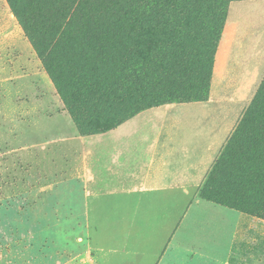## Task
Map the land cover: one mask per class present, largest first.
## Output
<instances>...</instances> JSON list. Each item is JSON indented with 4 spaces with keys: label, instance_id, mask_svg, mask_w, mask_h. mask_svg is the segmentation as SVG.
<instances>
[{
    "label": "rangeland",
    "instance_id": "1",
    "mask_svg": "<svg viewBox=\"0 0 264 264\" xmlns=\"http://www.w3.org/2000/svg\"><path fill=\"white\" fill-rule=\"evenodd\" d=\"M29 1L32 6L34 0ZM184 1L189 5L190 0ZM260 1L213 0V11L206 23L200 15L201 27L198 24L180 29L179 40L191 49H204L209 42L208 33L215 34L211 42L213 53L205 71L184 74L167 83L169 87L179 84L180 88L165 91L156 86L151 95L153 106L185 105L190 103L178 102L193 101L192 95L199 96L201 86H206L208 98L203 102H210L217 110L220 124L233 130L199 196L212 207H218L219 217L234 219L235 245L248 237L252 245L248 256L253 262L258 258L264 264V242H258L264 236V215L245 214L211 199L215 193L231 194L232 169L228 160L219 169L216 166L228 143L235 147V133L241 129L240 138L244 139L264 132V97L254 107L264 83V1ZM191 6L205 12L197 4ZM114 57L122 66L121 53ZM113 61L104 59L103 68L106 70ZM69 80L66 87L72 88ZM154 81L156 84L158 79ZM74 92L73 98L77 96ZM117 95L124 98L127 94L119 91ZM110 108L106 104L104 111L110 113ZM250 110L252 117L247 122ZM127 111L121 108L115 115L125 118ZM96 134L100 133L72 117L66 98L48 74L9 1L0 0V264L85 262L75 259L82 254L87 238L81 177L72 171L78 154L73 141ZM241 144L237 140L235 152ZM206 213L210 216L209 209Z\"/></svg>",
    "mask_w": 264,
    "mask_h": 264
},
{
    "label": "crops",
    "instance_id": "2",
    "mask_svg": "<svg viewBox=\"0 0 264 264\" xmlns=\"http://www.w3.org/2000/svg\"><path fill=\"white\" fill-rule=\"evenodd\" d=\"M210 104L147 109L108 132L73 141L78 154L72 171L81 177L87 238L75 259L260 264L248 256V237L235 245L234 219L219 217L218 207L199 196L233 130L220 124Z\"/></svg>",
    "mask_w": 264,
    "mask_h": 264
},
{
    "label": "trees",
    "instance_id": "3",
    "mask_svg": "<svg viewBox=\"0 0 264 264\" xmlns=\"http://www.w3.org/2000/svg\"><path fill=\"white\" fill-rule=\"evenodd\" d=\"M8 1L66 98L72 117L97 133L108 132L142 111L166 105L153 106L151 90L156 86L165 91L180 88L179 84L169 87L167 83L194 71L204 72L213 53L215 34L211 31L204 49L185 47L179 40L181 28L201 27L200 15L207 22L213 0H190L187 6L184 0H109L108 4L106 0H34L33 7L29 0ZM43 34L51 37L44 38ZM116 53L124 58L122 66L114 57ZM108 58L114 61L105 70L104 59ZM154 77L158 79L156 84ZM69 79L72 88L66 87ZM75 90L77 96L73 98ZM259 90L255 108L264 97V83ZM119 91L127 95L118 98ZM199 92V96L192 95L193 101L178 103L206 101L204 84ZM106 104L111 107L110 113L104 111ZM121 108L128 110L127 117L115 115ZM242 134L241 129L235 133V147L228 143L216 166L219 169L228 160L231 194L215 193L211 199L245 214L263 216L264 132L255 138L241 139ZM237 140L242 144L235 152Z\"/></svg>",
    "mask_w": 264,
    "mask_h": 264
}]
</instances>
